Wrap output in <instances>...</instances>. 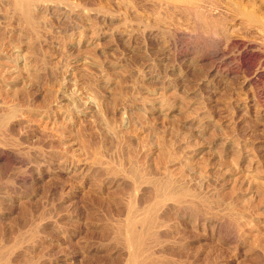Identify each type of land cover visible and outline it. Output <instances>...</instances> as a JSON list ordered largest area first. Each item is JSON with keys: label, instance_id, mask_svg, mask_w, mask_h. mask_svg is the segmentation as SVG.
Wrapping results in <instances>:
<instances>
[{"label": "rangeland", "instance_id": "rangeland-1", "mask_svg": "<svg viewBox=\"0 0 264 264\" xmlns=\"http://www.w3.org/2000/svg\"><path fill=\"white\" fill-rule=\"evenodd\" d=\"M31 3L0 0V264H264V49L239 18Z\"/></svg>", "mask_w": 264, "mask_h": 264}, {"label": "bare ground", "instance_id": "bare-ground-1", "mask_svg": "<svg viewBox=\"0 0 264 264\" xmlns=\"http://www.w3.org/2000/svg\"><path fill=\"white\" fill-rule=\"evenodd\" d=\"M33 2V0H12L13 4H14V7L15 9H17L20 13L19 15H22L23 14H26L27 11H28V8H30V6L32 5V3L30 4V2ZM165 2L167 3H170V4H181V7L182 5L185 6V10L186 12H191V11H195L199 9L200 6H202V8L204 6H208V8H212L215 9V10H219L221 13H223V16L225 15L229 21H234L235 22V18L238 17L239 18V23L243 25L244 27V31H245V35L249 36L251 35L250 37L253 36V39L255 41L256 44H258V46H260L261 48L264 49V20H260L258 18V16L254 15V14H247L244 7L243 9L238 6V5H234L233 1L232 0H164ZM162 2V1H161ZM247 2H253L251 4H254L256 2L260 3L259 5H261V2H264V0H247ZM166 3V4H167ZM165 4V3H164ZM175 4V6H176ZM246 4V3H245ZM264 3H262L263 5ZM30 5V6H29ZM168 6V5H167ZM174 6V5H173ZM237 6V7H236ZM264 6V5H263ZM182 8V9H183ZM208 8L206 10H208ZM176 9V8H175ZM31 10V9H30ZM184 10V11H185ZM204 10V9H203ZM210 10V9H209ZM264 10V9H263ZM200 11V10H199ZM211 11V10H210ZM31 12V11H30ZM178 12V11H177ZM216 11H214V14H215ZM219 12V13H220ZM201 12H197V14H199ZM186 14V13H185ZM209 14V13H208ZM25 16V15H24ZM196 16V15H195ZM200 16V14H199ZM217 16V15H216ZM224 16V17H225ZM23 17V16H22ZM223 17V18H224ZM219 18V17H218ZM222 18V17H221ZM226 18V19H227ZM25 19V18H24ZM27 20V19H26ZM218 20V19H217ZM225 20V19H224ZM229 21L226 20V22L229 23ZM204 22V21H203ZM225 22V21H224ZM223 22V23H224ZM210 23V22H209ZM233 23V22H232ZM225 24V23H224ZM209 27V26H208ZM246 29V30H245ZM244 34V33H243ZM131 36V35H130ZM128 37V36H127ZM251 40V41H253ZM166 184V183H165ZM164 185V184H163ZM167 185V184H166ZM165 185V186H166ZM167 191V189H165ZM168 193H169V190H168ZM168 193H166L168 196ZM162 194V192H161ZM179 194V193H178ZM177 194V195H178ZM163 195V194H162ZM171 195V194H170ZM180 196V195H179ZM163 197V196H162ZM170 197V196H169ZM178 197V196H177ZM165 198V195L164 197ZM181 198V196H180ZM134 211V210H133ZM144 220V219H143ZM138 222H141V218H137L135 215H133L132 213H130V215L127 216L126 218V221H125V226H124V232L122 233V235L124 236V238L122 239L123 241L125 240L126 241V245L128 244L129 247H132L134 248L133 249V252H135V249L138 248V244H139V239H140V236L138 234V232H136L135 230V225L138 223ZM119 229V228H118ZM117 229V230H118ZM121 229V228H120ZM122 230V229H121ZM119 231V230H118ZM118 233H121V232H118ZM120 235V234H119ZM118 235V236H119ZM119 238V237H118ZM143 239V238H142ZM124 241V242H125ZM137 252V251H136ZM131 253V252H130ZM133 254V256H132ZM135 253H131V258L129 257V260L128 262L130 264H134L136 263V258H135ZM140 264V262H139Z\"/></svg>", "mask_w": 264, "mask_h": 264}]
</instances>
